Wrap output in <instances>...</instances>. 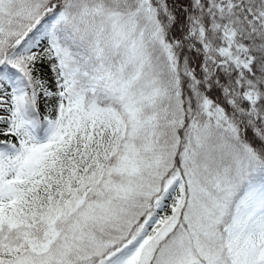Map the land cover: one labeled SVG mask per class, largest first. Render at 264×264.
Returning <instances> with one entry per match:
<instances>
[{"label": "snow or ice", "instance_id": "obj_1", "mask_svg": "<svg viewBox=\"0 0 264 264\" xmlns=\"http://www.w3.org/2000/svg\"><path fill=\"white\" fill-rule=\"evenodd\" d=\"M0 264H264V0H0Z\"/></svg>", "mask_w": 264, "mask_h": 264}]
</instances>
